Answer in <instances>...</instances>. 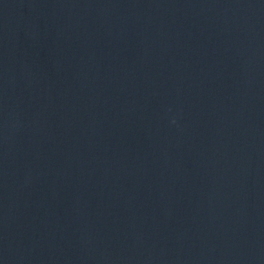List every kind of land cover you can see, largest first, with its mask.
Instances as JSON below:
<instances>
[{
	"label": "water",
	"instance_id": "obj_1",
	"mask_svg": "<svg viewBox=\"0 0 264 264\" xmlns=\"http://www.w3.org/2000/svg\"><path fill=\"white\" fill-rule=\"evenodd\" d=\"M0 264H264V0H0Z\"/></svg>",
	"mask_w": 264,
	"mask_h": 264
}]
</instances>
